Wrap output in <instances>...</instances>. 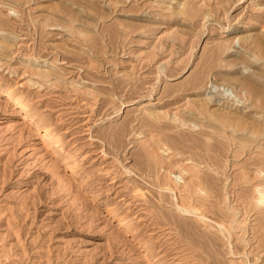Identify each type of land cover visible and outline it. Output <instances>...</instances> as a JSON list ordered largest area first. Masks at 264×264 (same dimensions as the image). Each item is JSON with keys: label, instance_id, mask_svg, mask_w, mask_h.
Masks as SVG:
<instances>
[{"label": "rangeland", "instance_id": "374dc122", "mask_svg": "<svg viewBox=\"0 0 264 264\" xmlns=\"http://www.w3.org/2000/svg\"><path fill=\"white\" fill-rule=\"evenodd\" d=\"M256 37L264 0H0V264H264Z\"/></svg>", "mask_w": 264, "mask_h": 264}, {"label": "bare ground", "instance_id": "6f19581e", "mask_svg": "<svg viewBox=\"0 0 264 264\" xmlns=\"http://www.w3.org/2000/svg\"><path fill=\"white\" fill-rule=\"evenodd\" d=\"M262 37V36H261ZM251 39V38H250ZM249 39V40H250ZM263 39V38H262ZM240 40H241V38H240ZM243 41H244V39H243ZM263 41H264V39H263ZM263 41H261V39L259 38V37H256V38H252L251 40H250V42H252V46H254V47H258L259 49H260V52H264V43H263ZM242 42V41H241ZM248 45V44H247ZM250 45V44H249ZM250 47V46H249ZM251 49V48H250ZM258 49V50H259ZM255 51V50H254ZM258 52V51H257ZM259 53V52H258ZM260 55V54H259ZM261 56V55H260ZM235 61V60H234ZM241 62V61H240ZM243 62H244V60H243ZM245 77V76H244ZM236 78V77H235ZM239 77H237V79H238ZM246 78V77H245ZM252 79V78H251ZM250 80V79H249ZM238 81V80H237ZM239 81H240V78H239ZM248 82H251V80L250 81H248ZM252 83V82H251ZM244 86V85H243ZM246 87V86H245ZM253 88V87H252ZM254 92V91H253ZM204 105V104H203ZM203 107V106H202ZM204 108V107H203ZM226 109V108H225ZM229 114H231V113H229ZM226 115L227 114H225L224 115V117L227 119L228 117H226ZM222 116V115H221ZM229 116V115H228ZM223 117V118H224ZM232 117V116H231ZM233 118V117H232ZM231 118V119H232ZM235 118V117H234ZM239 119V118H238ZM219 120H222V119H219ZM239 121H241V119L239 120ZM239 121H238V123H239ZM242 122V121H241ZM240 124V123H239ZM204 125H205V123H204ZM211 125V124H210ZM229 126H230V124H228ZM247 125H248V123H247ZM234 126H235V123H234ZM241 126V125H240ZM233 127V126H232ZM234 128V127H233ZM241 128V127H240ZM248 128V127H247ZM236 129V128H235ZM251 129V128H250ZM235 131H238V130H235ZM229 133V132H228ZM231 133V132H230ZM229 133V134H230ZM234 134V133H233ZM236 134V133H235ZM235 134H234V136H235ZM177 177H179V178H182V174L180 173V172H178V174H177ZM260 203H263L264 204V196H261V199H260Z\"/></svg>", "mask_w": 264, "mask_h": 264}]
</instances>
